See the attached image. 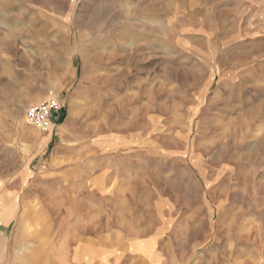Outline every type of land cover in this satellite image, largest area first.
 Here are the masks:
<instances>
[{
  "label": "rangeland",
  "instance_id": "1",
  "mask_svg": "<svg viewBox=\"0 0 264 264\" xmlns=\"http://www.w3.org/2000/svg\"><path fill=\"white\" fill-rule=\"evenodd\" d=\"M190 1L0 0V264L143 232L264 264V0Z\"/></svg>",
  "mask_w": 264,
  "mask_h": 264
},
{
  "label": "crops",
  "instance_id": "2",
  "mask_svg": "<svg viewBox=\"0 0 264 264\" xmlns=\"http://www.w3.org/2000/svg\"><path fill=\"white\" fill-rule=\"evenodd\" d=\"M214 1L192 0L190 4L207 7ZM53 134H50V137ZM1 204H4V202ZM12 222L8 225L0 226L7 229ZM0 233L5 238L6 230L4 229ZM143 234L144 232L139 234V236H112L114 245L111 244L112 240L109 241V244L103 242L102 237L88 239L83 237L73 243L65 241V264H167L166 262L171 260H173L174 264H181L183 260L181 253H166V249L162 248L166 244L163 237L158 234L152 236ZM114 241L116 242L114 243ZM2 244L4 245L3 242ZM209 256H212V254H202V257H205L203 258L204 260H212ZM190 258L193 259V256L190 255ZM4 259V254L0 247V261Z\"/></svg>",
  "mask_w": 264,
  "mask_h": 264
},
{
  "label": "built area",
  "instance_id": "3",
  "mask_svg": "<svg viewBox=\"0 0 264 264\" xmlns=\"http://www.w3.org/2000/svg\"><path fill=\"white\" fill-rule=\"evenodd\" d=\"M25 115L29 124L41 133L48 135L58 129L65 111L58 96L53 95L44 102L29 106Z\"/></svg>",
  "mask_w": 264,
  "mask_h": 264
},
{
  "label": "trees",
  "instance_id": "4",
  "mask_svg": "<svg viewBox=\"0 0 264 264\" xmlns=\"http://www.w3.org/2000/svg\"><path fill=\"white\" fill-rule=\"evenodd\" d=\"M64 120H65V117H63V119L61 120V122H60V123L64 122Z\"/></svg>",
  "mask_w": 264,
  "mask_h": 264
}]
</instances>
